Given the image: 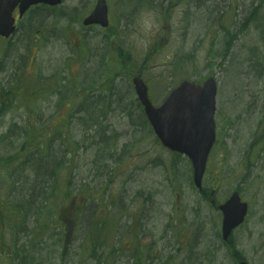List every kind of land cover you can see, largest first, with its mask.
Listing matches in <instances>:
<instances>
[{"label":"rangeland","instance_id":"rangeland-1","mask_svg":"<svg viewBox=\"0 0 264 264\" xmlns=\"http://www.w3.org/2000/svg\"><path fill=\"white\" fill-rule=\"evenodd\" d=\"M94 3L36 8L0 42V264H264V0H107L109 27H83ZM137 75L155 106L181 81L216 80L206 195L144 124ZM29 117L59 136L19 155ZM51 147L55 173L36 181L28 154ZM233 191L248 211L224 244L217 206Z\"/></svg>","mask_w":264,"mask_h":264},{"label":"water","instance_id":"water-1","mask_svg":"<svg viewBox=\"0 0 264 264\" xmlns=\"http://www.w3.org/2000/svg\"><path fill=\"white\" fill-rule=\"evenodd\" d=\"M62 0H0V36L13 34L16 7L21 18L26 10L37 4L56 6ZM98 24L107 27L105 0H97L92 13L83 21L84 26ZM138 99L145 114L162 144L172 151L185 154L193 167L194 184L201 186L208 154L215 140L214 112L216 85L208 79L203 87L183 82L166 99L160 108H153L148 101L147 90L139 78L133 79ZM223 214L222 239L226 241L231 231L243 222L247 206L240 202L238 193L219 207ZM239 264H246L241 262Z\"/></svg>","mask_w":264,"mask_h":264},{"label":"trees","instance_id":"trees-1","mask_svg":"<svg viewBox=\"0 0 264 264\" xmlns=\"http://www.w3.org/2000/svg\"><path fill=\"white\" fill-rule=\"evenodd\" d=\"M36 31H38V30H36ZM11 87L12 86L9 85V88H8L9 92L12 91ZM55 87H53V89H55ZM16 100H18V97L16 98ZM36 130H37V128H31L28 126L22 127V130L18 136V140H22L21 146L20 147L18 146L19 155L22 154V149H24V151H26L27 148L31 144H34V146H35V143H34L35 137L34 136L36 133H34V131H36ZM51 131H52V139L59 136V131L55 130L53 128V126L51 127ZM39 132L41 133L42 129H40ZM52 151H54L55 155L53 157L48 158V159L42 158V156H41L42 151H40L39 149H36V151L28 154V158L31 159V157H34L40 161L39 164H35V166L37 167V170H38V174L36 175V181L41 180L42 182H44V181H46V175H45L46 173L50 172V173H52V175L55 173L54 164L57 161L58 152L53 147H51V149L49 151L50 152L49 155L53 154ZM45 190L46 189L44 188V192H45ZM50 195L54 196L55 198L57 197V194L54 192V188L51 189ZM31 198H32V194H28L27 198L25 197V195L23 196V198L21 197V195H17L16 196V199H17L16 204L17 205L14 207V212L18 213L20 215V217L32 215L30 213L33 210ZM29 199H30V201H29ZM48 202L49 203L51 202L54 204V201L52 199L46 198L41 203H39V205L35 206V210H34L33 214H35V215L41 214L42 209L44 208V206H46L48 204ZM3 207H4V204H3ZM24 214H26V215H24ZM94 247H95L94 243H91V245H89L87 243L86 249L89 252H92L94 250ZM27 259H28V257L24 256L22 259L18 260V264H25L27 262Z\"/></svg>","mask_w":264,"mask_h":264}]
</instances>
